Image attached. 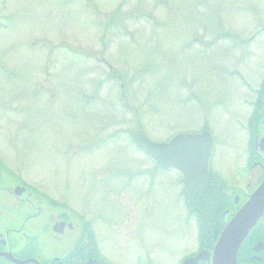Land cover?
Segmentation results:
<instances>
[{
    "label": "rangeland",
    "instance_id": "rangeland-1",
    "mask_svg": "<svg viewBox=\"0 0 264 264\" xmlns=\"http://www.w3.org/2000/svg\"><path fill=\"white\" fill-rule=\"evenodd\" d=\"M261 84L264 0H0L3 158L98 212L120 261L143 242L169 264L212 233L250 182L242 126ZM203 132L209 188L192 200L132 144Z\"/></svg>",
    "mask_w": 264,
    "mask_h": 264
},
{
    "label": "flooded vegetation",
    "instance_id": "flooded-vegetation-1",
    "mask_svg": "<svg viewBox=\"0 0 264 264\" xmlns=\"http://www.w3.org/2000/svg\"><path fill=\"white\" fill-rule=\"evenodd\" d=\"M1 99L0 111H4L6 103ZM250 108L242 126L248 143L245 161L248 167L241 172L249 176L250 182L245 190H237L230 202L225 200L220 220L212 233L196 237L195 247L169 264H213L212 250L220 229L261 184L264 178V84L260 85ZM7 140V128L0 122V264H161L150 257V245L143 242L137 248L139 252L134 254L133 262L114 259L106 246L112 235L111 226L98 212L89 218L86 202L85 208L82 207L83 200L79 210H75L69 198L61 197L39 178L32 182L25 180L3 158L1 152L7 147ZM254 169L257 171L250 176ZM179 180L181 182L180 176ZM146 206L142 207L143 215L148 211ZM191 209L195 210L194 207ZM187 211L188 214L192 212ZM235 264H264V214L243 240Z\"/></svg>",
    "mask_w": 264,
    "mask_h": 264
},
{
    "label": "water",
    "instance_id": "water-1",
    "mask_svg": "<svg viewBox=\"0 0 264 264\" xmlns=\"http://www.w3.org/2000/svg\"><path fill=\"white\" fill-rule=\"evenodd\" d=\"M132 143L154 164L179 174L187 198L192 199L198 192L207 190L208 162L213 147L210 133L176 135L161 144L152 143L143 134L136 133ZM263 214L264 179L223 228L212 250L213 264H235L239 247Z\"/></svg>",
    "mask_w": 264,
    "mask_h": 264
},
{
    "label": "trees",
    "instance_id": "trees-1",
    "mask_svg": "<svg viewBox=\"0 0 264 264\" xmlns=\"http://www.w3.org/2000/svg\"><path fill=\"white\" fill-rule=\"evenodd\" d=\"M111 77H113L114 79L120 81V83L122 84V87H124L125 85V80L123 79V77L120 76H116L115 73L110 75ZM129 107V105H127ZM194 205L191 204V207H193Z\"/></svg>",
    "mask_w": 264,
    "mask_h": 264
},
{
    "label": "bare ground",
    "instance_id": "bare-ground-1",
    "mask_svg": "<svg viewBox=\"0 0 264 264\" xmlns=\"http://www.w3.org/2000/svg\"><path fill=\"white\" fill-rule=\"evenodd\" d=\"M243 206H244V205H243ZM243 206H242V207H243ZM242 207H241V208H242ZM241 208H240V209H241ZM233 216H234V215H233ZM233 216L231 217V219L233 218Z\"/></svg>",
    "mask_w": 264,
    "mask_h": 264
}]
</instances>
